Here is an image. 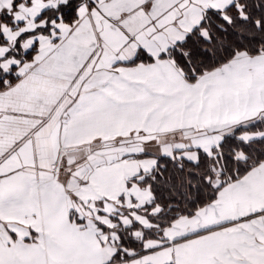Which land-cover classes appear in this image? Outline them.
I'll return each instance as SVG.
<instances>
[{"label":"snow or ice","instance_id":"6c2138e0","mask_svg":"<svg viewBox=\"0 0 264 264\" xmlns=\"http://www.w3.org/2000/svg\"><path fill=\"white\" fill-rule=\"evenodd\" d=\"M0 264H264V0H0Z\"/></svg>","mask_w":264,"mask_h":264}]
</instances>
